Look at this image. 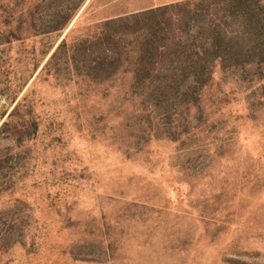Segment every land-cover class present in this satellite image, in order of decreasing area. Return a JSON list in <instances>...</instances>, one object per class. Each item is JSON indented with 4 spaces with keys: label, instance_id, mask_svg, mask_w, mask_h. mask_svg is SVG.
Instances as JSON below:
<instances>
[{
    "label": "rangeland",
    "instance_id": "rangeland-1",
    "mask_svg": "<svg viewBox=\"0 0 264 264\" xmlns=\"http://www.w3.org/2000/svg\"><path fill=\"white\" fill-rule=\"evenodd\" d=\"M189 1L0 0V264H264V65L95 62Z\"/></svg>",
    "mask_w": 264,
    "mask_h": 264
},
{
    "label": "trees",
    "instance_id": "trees-1",
    "mask_svg": "<svg viewBox=\"0 0 264 264\" xmlns=\"http://www.w3.org/2000/svg\"><path fill=\"white\" fill-rule=\"evenodd\" d=\"M183 7L187 8V12L177 19L184 22L178 36L170 35L169 18H164L171 6L143 10L106 22L107 31L101 33L100 39L109 37L115 49L108 48L98 54L95 60L97 67L103 69L107 64L121 62L124 55L129 56L133 51L138 55L134 72L148 78L153 76L162 60L174 54L173 51L169 53L171 49L180 48L175 55L178 57L173 59L179 62L184 59L182 53L193 46H198V52L195 53L196 58L189 62L199 67L219 63L229 67H245L255 62L264 65L263 0H194L184 3ZM72 14L67 13L62 25L52 30L65 25ZM111 23H117L118 28L111 30ZM124 38L128 39L129 48L120 46ZM65 44L66 41H63L59 45L52 58ZM200 78L195 73L193 82L199 83ZM9 123L4 122L2 129Z\"/></svg>",
    "mask_w": 264,
    "mask_h": 264
}]
</instances>
